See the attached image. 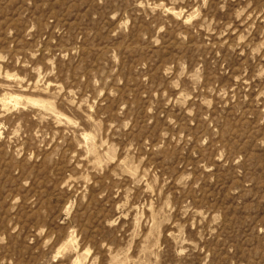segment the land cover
Segmentation results:
<instances>
[{"label": "rangeland", "instance_id": "obj_1", "mask_svg": "<svg viewBox=\"0 0 264 264\" xmlns=\"http://www.w3.org/2000/svg\"><path fill=\"white\" fill-rule=\"evenodd\" d=\"M0 264H264V0H0Z\"/></svg>", "mask_w": 264, "mask_h": 264}, {"label": "bare ground", "instance_id": "obj_2", "mask_svg": "<svg viewBox=\"0 0 264 264\" xmlns=\"http://www.w3.org/2000/svg\"><path fill=\"white\" fill-rule=\"evenodd\" d=\"M15 100V99H14ZM15 103V102H14Z\"/></svg>", "mask_w": 264, "mask_h": 264}]
</instances>
